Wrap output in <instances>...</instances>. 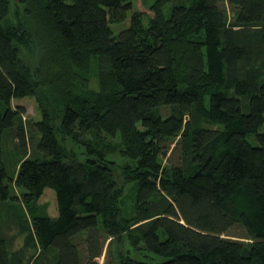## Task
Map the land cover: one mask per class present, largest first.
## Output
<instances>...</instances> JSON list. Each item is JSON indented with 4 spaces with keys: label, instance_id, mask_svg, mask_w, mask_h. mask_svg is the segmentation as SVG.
<instances>
[{
    "label": "trees",
    "instance_id": "obj_1",
    "mask_svg": "<svg viewBox=\"0 0 264 264\" xmlns=\"http://www.w3.org/2000/svg\"><path fill=\"white\" fill-rule=\"evenodd\" d=\"M132 10L0 0V204L30 217L22 247L0 234V264H99L106 245L103 264H264V0H155L115 37ZM7 136L26 154L14 176Z\"/></svg>",
    "mask_w": 264,
    "mask_h": 264
},
{
    "label": "rangeland",
    "instance_id": "obj_2",
    "mask_svg": "<svg viewBox=\"0 0 264 264\" xmlns=\"http://www.w3.org/2000/svg\"><path fill=\"white\" fill-rule=\"evenodd\" d=\"M154 1L155 0H133V10L127 14V19L123 23L110 25L114 36H119V34L123 30H126L130 27L131 15L134 12L141 13L142 20L144 23H146L148 19L153 16V13L150 11V6ZM178 1L179 0H175V2ZM24 51L25 59L28 63L32 65L39 64V47L31 44L28 46L27 50ZM90 86L94 89L98 88V82L94 78V76H92V78L90 79ZM12 106L15 108L19 107L24 110V119L28 127L30 124H33L41 119V111L39 109L38 101L35 97H25L19 100L15 99L12 101ZM262 131L264 132V126L261 129V132ZM35 135H37L36 132ZM4 140L5 141L3 148L5 162L9 168V174L11 176H14L16 170L20 166V163L25 158L26 154L22 149L20 143L17 141V139H15L14 136H7ZM248 140L251 144L257 145V141L255 140L254 136H249ZM27 141L30 151L32 145L36 143V139H31V137L28 135ZM174 146L175 145H173V147ZM76 151L75 152L77 153V156H81V151ZM109 158L117 162L121 166H124L126 163V161L119 155H111L109 156ZM166 163L167 159H164V164ZM117 177L119 179V184L125 187V192H128V190L131 188V185L125 183L122 175H118ZM13 194L19 197L21 196V190L14 189ZM22 206V202L18 200L9 203L8 205L0 204V234L12 240L13 244L17 248L22 247L24 242V236L22 235L23 233H21V225H28V223L26 222V217L30 221L28 213L24 212V207ZM38 206L41 211H44L53 217L57 216L56 195L52 189L48 188L45 190L43 196L38 202ZM228 234L231 236L242 237L244 235V231L236 227L233 228ZM129 248L130 246L127 244L125 246V250L127 251ZM107 253L108 249L106 245L103 251V255L97 259L99 264H103L106 261Z\"/></svg>",
    "mask_w": 264,
    "mask_h": 264
}]
</instances>
